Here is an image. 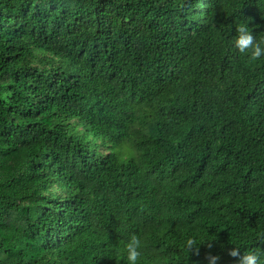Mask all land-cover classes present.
Masks as SVG:
<instances>
[{"label": "trees", "instance_id": "16d2710c", "mask_svg": "<svg viewBox=\"0 0 264 264\" xmlns=\"http://www.w3.org/2000/svg\"><path fill=\"white\" fill-rule=\"evenodd\" d=\"M242 23L264 38V0H0V264H128L132 234L137 264L264 251Z\"/></svg>", "mask_w": 264, "mask_h": 264}, {"label": "clouds", "instance_id": "9594fccd", "mask_svg": "<svg viewBox=\"0 0 264 264\" xmlns=\"http://www.w3.org/2000/svg\"><path fill=\"white\" fill-rule=\"evenodd\" d=\"M235 31L236 35L233 37V47L239 53L247 55L250 62L264 57V38L257 40L252 30L244 23L239 24L235 28ZM124 159L129 158L125 156ZM200 245L195 239L189 238L185 242V250L188 253L199 255ZM208 247H211L210 243H208ZM125 249L128 264H137L142 256V242L140 237L132 234L125 245ZM227 254L232 258H236L238 264H264V251L249 250L241 254L240 248L233 247ZM206 259L208 264H218L221 257L209 253Z\"/></svg>", "mask_w": 264, "mask_h": 264}, {"label": "rangeland", "instance_id": "374dc122", "mask_svg": "<svg viewBox=\"0 0 264 264\" xmlns=\"http://www.w3.org/2000/svg\"><path fill=\"white\" fill-rule=\"evenodd\" d=\"M252 139H255V140H258L259 138H258V136L257 135H254L253 137H252ZM125 151V150H124ZM126 153H127V151H125ZM115 154H116V156H117V158H121V159H124L125 158V156L124 155H122L121 153H119V152H115ZM128 154H129V157H136V152H134V151H130V152H128ZM242 155V154H241ZM129 161H132V160H129ZM257 167H255V169H256Z\"/></svg>", "mask_w": 264, "mask_h": 264}]
</instances>
